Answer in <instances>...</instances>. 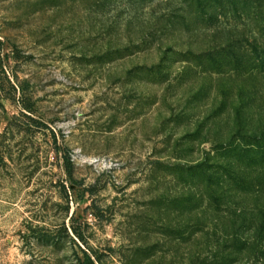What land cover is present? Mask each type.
I'll return each mask as SVG.
<instances>
[{"label":"rangeland","instance_id":"1","mask_svg":"<svg viewBox=\"0 0 264 264\" xmlns=\"http://www.w3.org/2000/svg\"><path fill=\"white\" fill-rule=\"evenodd\" d=\"M2 68L0 264H264V0H0Z\"/></svg>","mask_w":264,"mask_h":264},{"label":"trees","instance_id":"2","mask_svg":"<svg viewBox=\"0 0 264 264\" xmlns=\"http://www.w3.org/2000/svg\"><path fill=\"white\" fill-rule=\"evenodd\" d=\"M9 74L5 68H2L0 71V96H8L11 93V89H17V85L15 83H11L9 80ZM65 165L68 168L69 172H71L73 167V162L71 157L68 154L64 155ZM82 264H91L90 260L84 261Z\"/></svg>","mask_w":264,"mask_h":264}]
</instances>
